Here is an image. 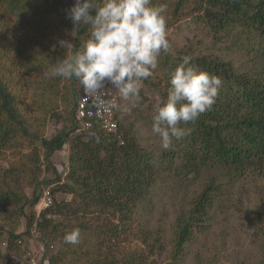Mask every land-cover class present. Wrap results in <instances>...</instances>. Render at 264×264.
I'll return each instance as SVG.
<instances>
[{
    "label": "trees",
    "instance_id": "16d2710c",
    "mask_svg": "<svg viewBox=\"0 0 264 264\" xmlns=\"http://www.w3.org/2000/svg\"><path fill=\"white\" fill-rule=\"evenodd\" d=\"M157 1L169 5L168 11L173 19L185 14V0H152V4H157ZM73 4L74 0H0V68L4 56L9 51L11 54V57L9 54L7 57L10 69L0 70V155L3 151L18 147L22 140L29 141L34 146L30 161H39L42 156L45 169L52 170L54 174L52 181L40 179L39 167H28L22 162L8 168L0 167V262L10 261L14 253L21 259V264H27V243L30 237L33 238L31 227L35 223V239L45 247L39 257L42 264H80L81 256L84 257L83 264H144V257L129 256L119 260L110 250L105 255L98 251L96 253V250L116 237L118 232L128 230L138 202L151 189L157 170L163 164L142 149L136 138L121 132L120 124L116 133H106L96 125L88 131L77 133L71 141L69 138L74 133V127L62 129L48 139L28 129L33 128V116L27 118L32 111L30 106L33 101L25 103L28 98L23 94L35 83V72L45 69L40 56L29 51V47L38 46V42L23 44L16 34L22 24L14 21L15 26H12L9 22L24 18L28 24L29 21L41 23L44 29H65L72 26L66 12ZM186 15L192 24L203 26L215 39L230 38L237 45V32L241 36H254L256 41L252 46L256 51V63L254 68L240 72L229 61L218 56H192L190 63L200 71L218 77L221 87L209 110L200 114L195 121L182 125L190 131L179 140L183 149L177 156H182L185 163L175 173L183 176L192 174L199 165L219 166L235 175L249 169L260 171L264 168V45H261L264 41V0H200ZM53 16L56 20L50 21L49 18ZM49 31L40 32L41 38H52ZM87 39L88 30L83 27L76 36L73 51ZM42 44L44 46L43 41ZM39 55L43 54L39 52ZM182 55L190 56L187 53ZM175 67L164 77L163 98H166L170 88L169 74ZM69 81L73 87L77 83L79 85L75 78ZM79 90L71 92L74 108ZM72 112L74 115V109ZM90 133L99 137V143ZM68 143L69 156L64 177L67 184L62 186L77 201L55 203L54 190L50 189L53 205L40 212L36 219L35 215L27 216L26 209L38 204L43 186L49 187L63 181L61 174L64 170L52 164L50 158ZM24 184L31 187V194L24 191ZM214 191L215 186L209 183L176 226L169 264H177L185 245L205 228ZM78 212L83 216L94 212L100 219L118 216V224H122V227L118 229V225L112 222L100 226L93 235L96 250L86 251L85 255L82 243L70 245L63 240L67 233L65 230L74 229V226H69L70 221L66 222L68 226L60 225L51 217L74 218ZM23 218L25 231L16 233ZM55 241L60 248L49 257V250L54 246L51 242Z\"/></svg>",
    "mask_w": 264,
    "mask_h": 264
},
{
    "label": "rangeland",
    "instance_id": "374dc122",
    "mask_svg": "<svg viewBox=\"0 0 264 264\" xmlns=\"http://www.w3.org/2000/svg\"><path fill=\"white\" fill-rule=\"evenodd\" d=\"M185 1L187 2L183 9L185 14L173 19L171 12L167 13L166 32L171 51L166 54L161 53L156 68L151 70L152 75L140 83V103L125 100L114 90L118 98V119L121 132L124 131L136 138L142 149L149 152L155 161L163 164L157 170L151 189L138 202L136 214L131 219L128 230L118 232L116 237L103 243L100 249L96 250L93 235L100 226L107 222L117 224L118 229H121L122 224H118V216H107L100 219L101 217L98 218L94 212L84 214V216L83 213L78 212L74 218L51 217L60 225L68 226L66 222L70 221L69 226H74V229L79 228V243H82L85 255L86 251L95 250L96 253L98 251L105 255L110 250L119 260L137 256L145 258L144 264H169L176 226L185 218L198 194L209 183H213L215 191L211 194L205 228L185 245L183 255L177 264H264V168L260 171L249 169L242 174L235 175L219 166L199 165L195 173L185 176L176 174L175 170L185 163L182 156H177L178 152L183 149V145L179 140L173 139L171 147L165 150L161 148L159 139L151 132L154 106L159 98H163L164 77L171 68L177 66L180 57L184 56L182 53H187L191 57L218 56L224 61H229L240 72L254 68L256 63V58H254L256 51L252 46L256 41L254 36H241L240 32H237L235 34L237 45L230 38L222 37L217 38L218 40L213 38L206 28L192 24L186 15V12L200 0ZM156 3L164 2L157 1ZM49 20L55 21L56 17H50ZM14 21L22 24L17 28V39H20L23 44L28 41L38 42V46L31 45L33 49L29 47V51L36 52L35 55L40 56L45 69L39 70L38 73L35 72L33 76L35 83L31 85L28 92L23 94L28 98L25 103L30 104L33 101L30 106L32 111L27 114V118L33 116V121H31L33 128H28L29 132H35L38 136L48 139L62 129H73L74 100L71 92L79 90V85L77 83L73 87L69 80L51 78L49 65L73 51V49H61L57 44L58 40L77 43L76 36L73 38L70 35L72 26L54 31L50 27V29L47 27L44 29L41 23L29 21L30 24H28L24 18L11 20L9 25L15 26ZM48 31L52 32V38H47V36L41 38L40 32ZM261 45H264V41ZM1 48L2 44H0V50ZM39 52L43 55H39ZM8 54L11 57L10 51ZM8 54L4 56L0 70L10 69ZM79 94L80 90L77 97ZM182 127L188 129V127ZM76 134L74 130V133L70 135V141ZM33 147L29 141L22 140L18 147L3 151L0 155V167L8 168L20 165L22 162L28 167H39L40 179L52 181L54 174L52 170L45 169L42 156L39 161H30ZM68 156L69 143L50 158L52 164L64 170L61 174L63 181L59 184L53 183L49 187L43 186L41 197L51 189L54 190L55 203L77 201L73 194L68 193L62 186L64 183L67 184L64 177ZM24 191L28 195L31 194V187L24 184ZM41 203L34 208H27L26 215H35L34 219L38 218L40 212L53 205V199L48 207ZM34 224H32V229ZM71 230L73 229L65 231L68 233ZM24 231L25 219L23 218L16 233ZM33 240L30 237L27 245L36 254V243ZM51 243L54 246L52 250H49V257L57 253L60 248L58 242ZM1 247L4 248L2 244ZM83 259L84 257L81 256L80 264H83ZM20 261L21 259L13 253L10 261H3L0 264H21Z\"/></svg>",
    "mask_w": 264,
    "mask_h": 264
},
{
    "label": "clouds",
    "instance_id": "9594fccd",
    "mask_svg": "<svg viewBox=\"0 0 264 264\" xmlns=\"http://www.w3.org/2000/svg\"><path fill=\"white\" fill-rule=\"evenodd\" d=\"M169 5L152 0H74L66 18L72 23L70 35L87 27L88 39L78 49L50 65L51 78L79 82L83 92L102 99L106 85L119 96L139 104V85L152 75L161 53H169L166 23ZM94 12V14H93ZM61 49H74V42L58 40ZM183 56L169 74L166 98H159L151 117V132L168 150L173 139L184 138L189 129L181 127L209 110L221 87V80L191 64ZM116 107L115 104L111 105ZM99 143V137L90 133ZM80 230L66 233V244L79 243Z\"/></svg>",
    "mask_w": 264,
    "mask_h": 264
},
{
    "label": "built area",
    "instance_id": "2783aa9c",
    "mask_svg": "<svg viewBox=\"0 0 264 264\" xmlns=\"http://www.w3.org/2000/svg\"><path fill=\"white\" fill-rule=\"evenodd\" d=\"M75 103L73 122L77 133L88 131L96 125H98L106 133L117 132L119 127L118 98L110 84L106 85L103 90L101 100L87 96L80 87V94ZM112 104H115L116 107H112ZM40 203L46 207L52 204L50 192L47 191L44 193V195L40 198L38 205ZM31 233L34 239L33 241L36 243L35 251L37 253L34 254L31 247L28 248L27 253L25 254L26 263L42 264L39 257L44 253L45 247L36 241L34 228Z\"/></svg>",
    "mask_w": 264,
    "mask_h": 264
}]
</instances>
